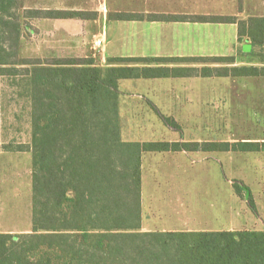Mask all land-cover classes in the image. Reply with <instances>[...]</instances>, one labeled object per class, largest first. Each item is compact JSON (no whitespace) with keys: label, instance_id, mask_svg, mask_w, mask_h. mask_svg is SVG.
I'll use <instances>...</instances> for the list:
<instances>
[{"label":"trees","instance_id":"16d2710c","mask_svg":"<svg viewBox=\"0 0 264 264\" xmlns=\"http://www.w3.org/2000/svg\"><path fill=\"white\" fill-rule=\"evenodd\" d=\"M23 1L0 0V74L27 82L31 142L4 147L31 152L32 230L0 232V264H264V230L141 229L144 153L263 152L264 140L128 141L120 106L122 79L264 77V15L110 14L121 21L236 24L241 45L235 55L119 56L102 66L93 57H22L28 18H94L77 10L25 9ZM141 63L147 66L135 65ZM169 63L203 66L163 65ZM156 113L182 130L172 116ZM233 188L250 192L237 181ZM248 200L256 211L251 193Z\"/></svg>","mask_w":264,"mask_h":264},{"label":"rangeland","instance_id":"374dc122","mask_svg":"<svg viewBox=\"0 0 264 264\" xmlns=\"http://www.w3.org/2000/svg\"><path fill=\"white\" fill-rule=\"evenodd\" d=\"M25 9H63L86 12L92 19L31 17L23 28L20 55L27 58L93 57L102 64L103 47L95 45L110 14L117 12L144 13L149 11L186 10L191 14L233 15L246 18L264 15V0H24ZM106 21V22H105ZM210 28L208 37L198 39V45L179 49L184 54L229 55L241 45L234 24H199ZM221 28V29H220ZM225 28V30H222ZM214 33V34H213ZM177 51V50H176ZM176 65V64H173ZM198 66L202 64H184ZM128 82V81H127ZM174 86L200 88V95H191L180 110L162 111L174 117L182 130L165 126L154 111H121L125 137H136L148 126L145 137L182 141H234L264 139V77H191L176 79ZM26 79L21 75L0 74V232L32 230V163L31 152L5 149L31 142V104ZM139 86V85H137ZM127 86L120 82V89ZM147 131V130H146ZM123 132V134H124ZM168 162L172 157H166ZM189 166L181 169L163 168L155 176H147L146 195L154 198L157 222L170 226L158 207L173 214L174 203L166 192L158 189L169 183L187 186L194 211H199L204 194L217 195L222 190L226 224L234 230L261 226L260 214L249 203V195H261L264 153L190 151L175 160ZM151 161V160H150ZM155 161V160H154ZM164 161V160H161ZM221 163V164H220ZM221 166V167H220ZM222 168V169H221ZM237 181L250 190L238 195L233 188ZM149 186V187H147ZM251 188L253 190H251ZM254 189H259L255 191ZM254 191V192H253ZM152 198H150L152 200ZM254 198V196H253ZM255 200V199H254ZM257 200V198H256ZM261 196L258 197V202ZM232 209V210H230ZM147 212V209L145 210ZM158 211V212H157ZM254 214V216H253ZM237 216V217H233ZM233 219L237 220L232 222ZM179 223V222H178Z\"/></svg>","mask_w":264,"mask_h":264},{"label":"crops","instance_id":"0c3cea01","mask_svg":"<svg viewBox=\"0 0 264 264\" xmlns=\"http://www.w3.org/2000/svg\"><path fill=\"white\" fill-rule=\"evenodd\" d=\"M156 13H174V14H191L186 10L170 9L167 11ZM147 12V13H149ZM106 22V21H105ZM206 23L199 22H161V21H121V20H111L106 22L102 31L99 33L104 37L103 45V55L101 58L102 66L113 65L108 59L111 57L119 56H218V55H193L184 54L179 50L183 47H191L198 45L197 40L203 37H208L212 39L209 35L211 32L205 25ZM221 24V23H216ZM236 25V24H234ZM237 26V25H236ZM221 29V28H220ZM225 30V28H222ZM214 34V33H213ZM198 38V39H197ZM237 39V35H236ZM238 41V40H237ZM177 50V51H176ZM234 50L229 55H233ZM115 65V64H114ZM137 66H147V64H135ZM151 66H159V64H150ZM166 66H183L184 64L173 65L163 64ZM191 77H156V78H129L122 79L127 88L120 89L121 91V111H154L157 117L166 126L163 120L158 116L156 110L160 111H172L180 110L185 108L184 106L179 107L178 105H184L193 101L191 95H200V88L192 89L188 86H174L169 85L173 83V80L186 79ZM195 78V77H193ZM120 81V82H121ZM128 81V82H127ZM139 85V86H137ZM195 99L194 101H196ZM163 114V113H162ZM122 116V114H121ZM174 118V117H173ZM176 120V119H175ZM177 121V120H176ZM139 130L136 137H131V139L126 138L128 141H158L164 139H157L152 137H145L143 133L151 132L148 126ZM147 130V131H146ZM145 131V132H143ZM122 132L123 125H122ZM125 137V132L123 134ZM250 140V139H243ZM264 140V139H263ZM256 140V141H263ZM167 141H180V140H167ZM236 141V140H234ZM187 151H164V152H146L143 154L142 159V230L143 231H220V230H234V227L223 226L226 224L224 209L227 206L223 204V194L222 190L219 194L213 196L209 194H204L202 196L203 206L198 209L199 211H194L191 205V197L186 192L187 186L183 184L169 183L165 186H158V189L170 192L168 197L173 200L174 203L173 214L165 212L164 208L158 207V211L162 213L164 219L169 220L170 226H161L155 217L154 211L157 208L154 204V198L151 194L146 195L145 183L146 178L150 175L153 177L157 172H161L163 168L181 169L183 166H189L190 162L184 164L183 160H175V157H180L183 154H187ZM242 153H255V152H242ZM258 153V152H256ZM264 153V151L262 152ZM166 157H172V161L168 162ZM151 160V161H150ZM155 160V161H154ZM164 160V161H161ZM221 164V163H220ZM221 167V166H220ZM222 169V168H221ZM263 176H264V165H263ZM264 178V177H263ZM149 187V186H147ZM251 190H253L251 188ZM259 191V189H254ZM261 195L258 193L255 195L254 192V202L256 205L255 213H259V220L261 226L254 228L256 230H264V179L261 188ZM261 196V201L258 202V197ZM152 198V200L150 199ZM257 198V200H256ZM147 209V212L145 211ZM232 210V209H230ZM157 211V212H158ZM254 216V214H253ZM233 217H237L234 216ZM232 222L235 223L236 219ZM179 222V223H178ZM249 229V228H248ZM241 230V229H240Z\"/></svg>","mask_w":264,"mask_h":264},{"label":"built area","instance_id":"2783aa9c","mask_svg":"<svg viewBox=\"0 0 264 264\" xmlns=\"http://www.w3.org/2000/svg\"><path fill=\"white\" fill-rule=\"evenodd\" d=\"M95 45L99 48H102L104 45V37H102L101 35L98 37V39L95 40Z\"/></svg>","mask_w":264,"mask_h":264},{"label":"water","instance_id":"95a60500","mask_svg":"<svg viewBox=\"0 0 264 264\" xmlns=\"http://www.w3.org/2000/svg\"><path fill=\"white\" fill-rule=\"evenodd\" d=\"M244 48H245L246 50H248V49L250 48V45H246V46H244Z\"/></svg>","mask_w":264,"mask_h":264}]
</instances>
